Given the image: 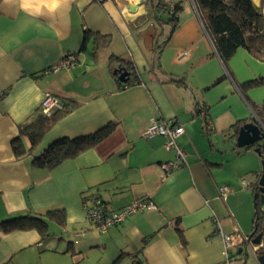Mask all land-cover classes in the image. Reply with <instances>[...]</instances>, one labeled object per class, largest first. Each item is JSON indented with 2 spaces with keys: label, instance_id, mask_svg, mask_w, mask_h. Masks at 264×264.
<instances>
[{
  "label": "crops",
  "instance_id": "1",
  "mask_svg": "<svg viewBox=\"0 0 264 264\" xmlns=\"http://www.w3.org/2000/svg\"><path fill=\"white\" fill-rule=\"evenodd\" d=\"M135 1L57 0L52 8L53 0H0V221L55 208L64 213L63 224L47 218L44 237L33 229L0 231V264H220L215 219L225 233L251 234L252 185L262 159L254 147L236 145L232 125L258 122L235 82L264 75V60L238 47L228 72L194 0H164L182 5L171 32L159 0L131 8ZM253 2L264 16V0ZM85 31L92 35L82 48ZM94 33L108 44L94 49ZM67 53H75V65L51 70ZM117 67H129L135 80L121 82ZM47 92L70 109L36 148L16 157L11 141ZM247 96L260 106L264 86ZM157 118L184 127L176 138L184 163L168 173L161 164L174 161L176 149L166 148L161 135H142ZM108 124L110 132L76 156L52 168L32 163L54 140ZM221 184L230 186L225 199ZM90 194L110 210L134 199L156 208L99 231L83 211Z\"/></svg>",
  "mask_w": 264,
  "mask_h": 264
},
{
  "label": "trees",
  "instance_id": "2",
  "mask_svg": "<svg viewBox=\"0 0 264 264\" xmlns=\"http://www.w3.org/2000/svg\"><path fill=\"white\" fill-rule=\"evenodd\" d=\"M195 5L201 17V21L206 29L212 44L214 52L230 72L229 60L238 47H244L248 52L264 60V16L261 9L253 0H194ZM160 12L166 13L168 19L165 22L170 23V32L178 23V16L182 5L180 2L172 4L159 0L155 5ZM159 19V16L156 15ZM160 20V19H159ZM89 31L84 32L81 47L90 37ZM92 35V34H91ZM108 44V37L101 34H93V48L98 49ZM126 69L129 70V67ZM134 76L133 72H129ZM134 79L127 80L132 83ZM237 90L251 106L256 121L264 130V100L258 106L247 96V91L253 87L264 86V75L256 76L252 79L235 82ZM49 93V92H48ZM52 94V93H50ZM54 95V94H52ZM55 96V95H54ZM57 97V96H56ZM61 108L56 109L50 115L38 113L34 119L19 127V134L11 141V148L16 157L29 154L40 143L48 129L70 109L69 102L61 100ZM241 125L236 122L232 125L235 135ZM111 124L105 127L78 137H60L51 142L39 155L32 158L34 165L46 168H52L65 159L72 158L81 152L84 148L92 146L105 137L111 130ZM26 137L29 145L26 147L22 141ZM260 148L259 157L264 159V139L255 144ZM252 148V147H249ZM250 184V183H249ZM254 193V215L253 228L251 235L255 234L264 225V209L260 206V191L257 184L252 185ZM104 202V201H103ZM47 218L63 224L64 213L61 209H48L42 215L22 214L13 216L0 221V231L11 232L16 230H36L41 237L48 235Z\"/></svg>",
  "mask_w": 264,
  "mask_h": 264
},
{
  "label": "built area",
  "instance_id": "3",
  "mask_svg": "<svg viewBox=\"0 0 264 264\" xmlns=\"http://www.w3.org/2000/svg\"><path fill=\"white\" fill-rule=\"evenodd\" d=\"M185 50L181 51L176 57L181 60L186 55ZM76 55L75 53L65 54L59 62L52 66L51 70L57 71L59 69H68L75 65ZM61 100L50 94L45 93L41 99L39 105V112L44 115H50L56 109L61 108ZM184 132V127L181 123L172 122L164 119H152L145 127L142 135L146 138L153 135H161L165 138L166 148H175L177 151L176 159L174 161H168L161 164L162 169L168 173L172 169L178 167L184 163V155L181 149L176 144V138ZM243 185H248L249 182L242 179ZM219 197L225 199L228 192H230V186L227 184H221L217 187ZM156 206L149 199H134L125 206L110 210L107 208L103 200L93 194L85 197L83 203V211L86 219L89 223L99 231H105L107 228L120 224L128 216L144 211L154 209ZM264 222V218H263ZM216 229L218 236L221 237L223 242V255L224 258L220 264H230L231 258L236 254L235 250L240 248L249 251L257 260L259 255L264 254V225L253 235H245L237 231L231 233H225L219 225L217 219H215ZM259 235L257 242H254V238Z\"/></svg>",
  "mask_w": 264,
  "mask_h": 264
},
{
  "label": "water",
  "instance_id": "4",
  "mask_svg": "<svg viewBox=\"0 0 264 264\" xmlns=\"http://www.w3.org/2000/svg\"><path fill=\"white\" fill-rule=\"evenodd\" d=\"M142 3L143 0H137L133 3L131 8H134L136 4ZM114 72L117 74V78L121 82H127L129 78V72L125 67H117ZM264 139V132L260 129L259 125L253 121H249L240 125L237 135H236V145L237 147H254V151L259 155L260 148L254 146ZM261 172L257 179V187L260 191V206L264 209V159L261 160ZM251 235V234H250ZM259 235L254 238V242H257ZM241 249L237 250V253H240ZM259 264H264V254L259 255L258 257Z\"/></svg>",
  "mask_w": 264,
  "mask_h": 264
},
{
  "label": "rangeland",
  "instance_id": "5",
  "mask_svg": "<svg viewBox=\"0 0 264 264\" xmlns=\"http://www.w3.org/2000/svg\"><path fill=\"white\" fill-rule=\"evenodd\" d=\"M230 264H259L258 260L246 249L231 258Z\"/></svg>",
  "mask_w": 264,
  "mask_h": 264
},
{
  "label": "clouds",
  "instance_id": "6",
  "mask_svg": "<svg viewBox=\"0 0 264 264\" xmlns=\"http://www.w3.org/2000/svg\"><path fill=\"white\" fill-rule=\"evenodd\" d=\"M52 8H55L56 6H57V0H53V2H52Z\"/></svg>",
  "mask_w": 264,
  "mask_h": 264
}]
</instances>
